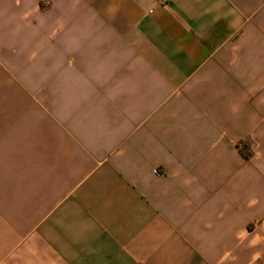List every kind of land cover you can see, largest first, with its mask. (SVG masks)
Returning <instances> with one entry per match:
<instances>
[{
  "label": "crops",
  "instance_id": "0c3cea01",
  "mask_svg": "<svg viewBox=\"0 0 264 264\" xmlns=\"http://www.w3.org/2000/svg\"><path fill=\"white\" fill-rule=\"evenodd\" d=\"M0 264H264V0H0Z\"/></svg>",
  "mask_w": 264,
  "mask_h": 264
},
{
  "label": "trees",
  "instance_id": "16d2710c",
  "mask_svg": "<svg viewBox=\"0 0 264 264\" xmlns=\"http://www.w3.org/2000/svg\"><path fill=\"white\" fill-rule=\"evenodd\" d=\"M246 156V155H245Z\"/></svg>",
  "mask_w": 264,
  "mask_h": 264
}]
</instances>
